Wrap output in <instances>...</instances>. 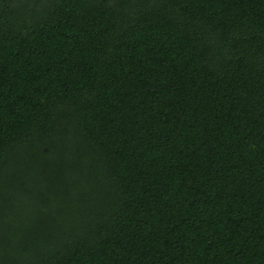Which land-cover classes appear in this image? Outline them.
I'll return each instance as SVG.
<instances>
[{"label":"trees","instance_id":"1","mask_svg":"<svg viewBox=\"0 0 264 264\" xmlns=\"http://www.w3.org/2000/svg\"><path fill=\"white\" fill-rule=\"evenodd\" d=\"M0 264H264V0H0Z\"/></svg>","mask_w":264,"mask_h":264}]
</instances>
